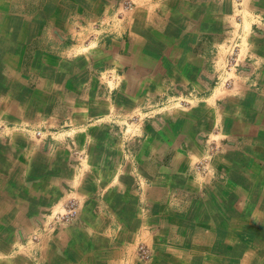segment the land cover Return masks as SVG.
Wrapping results in <instances>:
<instances>
[{
	"label": "crops",
	"instance_id": "1",
	"mask_svg": "<svg viewBox=\"0 0 264 264\" xmlns=\"http://www.w3.org/2000/svg\"><path fill=\"white\" fill-rule=\"evenodd\" d=\"M263 236L264 0H0V264H264Z\"/></svg>",
	"mask_w": 264,
	"mask_h": 264
},
{
	"label": "built area",
	"instance_id": "2",
	"mask_svg": "<svg viewBox=\"0 0 264 264\" xmlns=\"http://www.w3.org/2000/svg\"><path fill=\"white\" fill-rule=\"evenodd\" d=\"M76 213H77V210H76V202L75 201H70L68 203V207L65 210V213L59 215L57 217V219L60 220L61 222L68 223V222H70V220L72 219V217L74 215H76ZM140 250H141V252L143 254V257L146 258V254H145L144 248H141Z\"/></svg>",
	"mask_w": 264,
	"mask_h": 264
},
{
	"label": "rangeland",
	"instance_id": "3",
	"mask_svg": "<svg viewBox=\"0 0 264 264\" xmlns=\"http://www.w3.org/2000/svg\"><path fill=\"white\" fill-rule=\"evenodd\" d=\"M131 6H132V4H126L125 5V8H124V11L125 10H127L128 8H131ZM121 16V18H122V15H120ZM73 201V200H72ZM77 205V204H76ZM249 207H252V206H249ZM261 241H262V243H264V236H263V238L261 239ZM141 248H144V250H145V254H146V258L145 257H143V254H142V252H141ZM138 255H139V257L141 258V260H144V261H146V260H148V258H149V255H148V252H147V250H146V248L145 247H143L142 245L141 246H139V250H138Z\"/></svg>",
	"mask_w": 264,
	"mask_h": 264
},
{
	"label": "bare ground",
	"instance_id": "4",
	"mask_svg": "<svg viewBox=\"0 0 264 264\" xmlns=\"http://www.w3.org/2000/svg\"><path fill=\"white\" fill-rule=\"evenodd\" d=\"M247 226V225H246ZM250 226V225H249ZM244 227V226H243ZM255 230H257V229H255ZM256 233V232H255ZM252 237V236H251ZM248 238V237H247ZM249 245V244H248ZM246 246V245H245ZM264 250V249H263ZM257 256V255H256Z\"/></svg>",
	"mask_w": 264,
	"mask_h": 264
}]
</instances>
